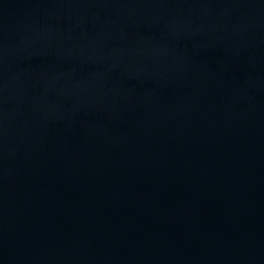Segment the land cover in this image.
I'll list each match as a JSON object with an SVG mask.
<instances>
[{"label": "water", "instance_id": "95a60500", "mask_svg": "<svg viewBox=\"0 0 264 264\" xmlns=\"http://www.w3.org/2000/svg\"><path fill=\"white\" fill-rule=\"evenodd\" d=\"M0 264H264V0H0Z\"/></svg>", "mask_w": 264, "mask_h": 264}]
</instances>
